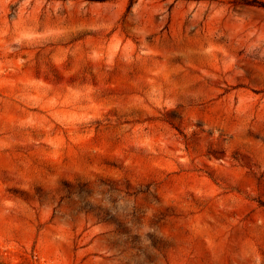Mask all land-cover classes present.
Here are the masks:
<instances>
[{
	"label": "rangeland",
	"instance_id": "374dc122",
	"mask_svg": "<svg viewBox=\"0 0 264 264\" xmlns=\"http://www.w3.org/2000/svg\"><path fill=\"white\" fill-rule=\"evenodd\" d=\"M232 1L0 0V264H264V8Z\"/></svg>",
	"mask_w": 264,
	"mask_h": 264
},
{
	"label": "trees",
	"instance_id": "16d2710c",
	"mask_svg": "<svg viewBox=\"0 0 264 264\" xmlns=\"http://www.w3.org/2000/svg\"><path fill=\"white\" fill-rule=\"evenodd\" d=\"M210 1H218V0H210ZM232 2L234 3V5L264 8V1L262 0H234Z\"/></svg>",
	"mask_w": 264,
	"mask_h": 264
}]
</instances>
